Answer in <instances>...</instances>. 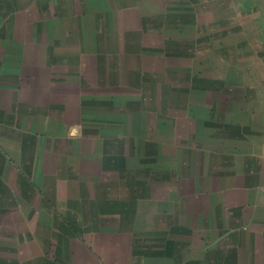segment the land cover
<instances>
[{
  "label": "crops",
  "instance_id": "obj_1",
  "mask_svg": "<svg viewBox=\"0 0 264 264\" xmlns=\"http://www.w3.org/2000/svg\"><path fill=\"white\" fill-rule=\"evenodd\" d=\"M0 264H264V0H0Z\"/></svg>",
  "mask_w": 264,
  "mask_h": 264
}]
</instances>
